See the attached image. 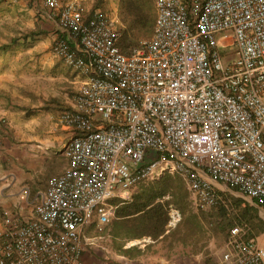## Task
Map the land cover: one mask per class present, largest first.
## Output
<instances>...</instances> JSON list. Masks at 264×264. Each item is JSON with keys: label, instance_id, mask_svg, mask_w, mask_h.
<instances>
[{"label": "built area", "instance_id": "2783aa9c", "mask_svg": "<svg viewBox=\"0 0 264 264\" xmlns=\"http://www.w3.org/2000/svg\"><path fill=\"white\" fill-rule=\"evenodd\" d=\"M39 1L61 32L52 53L83 82L58 118L73 131L68 165L46 179L31 216L2 212L0 264H81L85 227L103 230L111 199L166 171L183 177L197 206L222 201L215 184L264 204V0H155L150 37L128 53L100 8ZM179 219L170 207L167 226ZM248 231L230 227L227 264H264Z\"/></svg>", "mask_w": 264, "mask_h": 264}, {"label": "crops", "instance_id": "0c3cea01", "mask_svg": "<svg viewBox=\"0 0 264 264\" xmlns=\"http://www.w3.org/2000/svg\"><path fill=\"white\" fill-rule=\"evenodd\" d=\"M77 1L87 15L100 8L94 7L96 0ZM60 33L39 0H0V212L31 216L34 204L45 194L46 179L68 165L63 148L73 131L58 118L71 104L83 76L52 53V43ZM215 186L222 197L238 196L237 190ZM23 189H27L25 198L20 196ZM249 202L258 207L262 218L259 205ZM117 218L122 216L115 213L110 220ZM1 226L0 214V230ZM175 229L173 239H158V246L147 255L139 254L138 246L126 244V264H227L223 253L228 233L212 230L196 211ZM138 236L132 232L127 240ZM252 238L264 246V228Z\"/></svg>", "mask_w": 264, "mask_h": 264}, {"label": "trees", "instance_id": "16d2710c", "mask_svg": "<svg viewBox=\"0 0 264 264\" xmlns=\"http://www.w3.org/2000/svg\"><path fill=\"white\" fill-rule=\"evenodd\" d=\"M101 1L96 0L95 6H100L105 13L107 8ZM117 9L121 24L117 26L116 44L122 52L128 53L139 45L140 40L152 33L156 17L154 0H118ZM173 175L174 173L165 172L159 178L140 180L133 185L138 187L129 195L128 200L116 197L111 199L113 203L121 201L115 209L116 215L123 218L129 216L130 219L133 217L129 219L131 225L133 219L141 220L143 228L134 231L135 235L151 234L157 237L163 231L167 213L164 205L157 199L165 194L171 193L172 201L182 211L186 209V200L175 192L179 182L173 179ZM213 206H216L219 214L226 217L225 221L220 222L219 228L227 233L235 223H245L250 237L264 228V219L258 215V207L242 197L229 195L228 199L224 197V201H219ZM260 206L264 209V204ZM0 214L2 215V211Z\"/></svg>", "mask_w": 264, "mask_h": 264}, {"label": "rangeland", "instance_id": "374dc122", "mask_svg": "<svg viewBox=\"0 0 264 264\" xmlns=\"http://www.w3.org/2000/svg\"><path fill=\"white\" fill-rule=\"evenodd\" d=\"M101 2L107 8L106 12L108 16L112 18L113 23L115 24L117 28V26L121 24L118 18V15H117L118 0H102ZM95 4H96V1H95ZM95 4H94V7L96 8L100 7V6H95ZM154 6H155V0H154ZM150 35L146 36L145 39L149 38ZM217 37L219 38V47L222 53L231 54L234 51L235 46L231 42L227 44L225 43L223 39L224 32L219 33ZM173 179L179 182V185L177 188L178 190H175V192L177 194L179 193V195H181L182 198L186 200V209L182 211V209L172 201L171 193L165 194L161 198H158L157 200L160 201L166 209L167 220H166L163 231L159 233L157 237H154L151 234H144V235L138 236L137 238L127 240V235H131L132 232L134 233V231H138L139 228L140 229L143 228L141 220L139 221L137 219L132 220L133 225L130 224V221L126 222L125 218L123 217L117 218L115 220L109 219L108 222L105 224L103 230L101 231L95 230V228H93L92 225H87L85 227V233L91 237V242L85 245V248L83 251L82 264H126L125 250L123 251V248H125L126 244L131 240H138L137 242L132 243L131 245L138 246V248L142 250L138 252L139 254L143 253L147 255L149 252L154 250L156 246H158L156 245L159 241L158 239L163 240V241H167V239L169 240L173 239V237L175 236L174 234L177 230L175 228H177L178 225L183 222V218L188 216V214L191 217V214L194 211H196L198 214L202 216V218L204 219L205 225L212 228V230L223 231L221 228H219V224L220 222L225 221L226 217H224L223 215L219 214V212H217L216 206L211 205V206H207L204 208L195 207L193 204L194 201L192 198L191 191L189 190L183 177L179 175L177 172H174ZM137 187L138 186L136 185L131 188L123 189L120 192L122 196H120L119 198L120 199H126L127 197L129 198V195L133 191H136ZM236 195H238L236 197H240V193L238 194V191L236 192ZM233 196L235 195L233 194ZM241 196L242 198L247 199L248 201H251V202L253 201L247 196H244L242 194ZM228 197L229 195L227 196V198ZM222 201H224V197H222ZM118 203L120 204L121 201H118ZM170 207H175L180 212L179 221L174 226H171V227L167 226ZM259 208H260L261 216L262 218H264V209L261 206H259ZM114 216H115V213H114ZM134 220L138 221L139 224H137V222H135ZM157 249H160V248L158 247ZM138 264H141V263H138Z\"/></svg>", "mask_w": 264, "mask_h": 264}]
</instances>
